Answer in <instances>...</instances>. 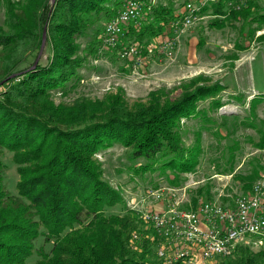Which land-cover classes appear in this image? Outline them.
Instances as JSON below:
<instances>
[{"label":"trees","instance_id":"16d2710c","mask_svg":"<svg viewBox=\"0 0 264 264\" xmlns=\"http://www.w3.org/2000/svg\"><path fill=\"white\" fill-rule=\"evenodd\" d=\"M4 1L6 16L0 25V264H31L29 258L41 235L53 247L32 264H163L157 257L156 231L142 229L136 211L105 215L106 207L125 200L104 179L102 163L95 156L122 144L129 148L131 159L146 161L141 170L192 172L200 148L184 144L181 121L200 116V102L210 100L211 107L220 108L224 85L200 83L197 77L176 99L161 88L149 93L147 103L133 107L120 93L106 100L79 97L72 103L56 102L55 92L64 94L81 80L80 69L88 55L100 50L104 28L84 48L78 39L100 16H115L125 0ZM227 1L218 0L204 9L215 15L210 27L243 19L250 27L256 25L255 33L264 29V8L257 0H247V7L231 11L226 9ZM179 9L172 1L155 4L145 22L125 28L126 38L116 50L128 40L145 47L168 33L180 16ZM45 29L51 57L43 65L35 59ZM25 63L29 66L21 70ZM258 144L264 148V134ZM4 151L12 153L17 164L16 196L7 190L1 172ZM252 187L245 185V190ZM235 254L220 264H264L263 249L241 246Z\"/></svg>","mask_w":264,"mask_h":264},{"label":"rangeland","instance_id":"374dc122","mask_svg":"<svg viewBox=\"0 0 264 264\" xmlns=\"http://www.w3.org/2000/svg\"><path fill=\"white\" fill-rule=\"evenodd\" d=\"M167 1L156 0V4ZM257 2L264 8V0ZM247 6L248 2L242 8ZM5 16L6 2L0 0V25ZM214 17L204 19L185 32L174 59H167L159 49L170 31L151 40L146 48L139 45L140 59H121L117 50H97L95 55H88L80 69L81 80L64 94L54 93L56 102L67 103L79 97L106 100L120 93L126 104L133 107L137 103H147L149 93L161 88L170 99H176L197 77H200V83L219 82L225 87L219 93L223 103L220 108L214 109L210 100H206L199 103L200 116L181 121L184 144L187 147L199 145L200 148L192 172L160 168L141 170L146 161L131 159L129 148L122 144H115L95 156L102 163L104 179L125 200L106 207V216L134 210L142 221V229L153 230L143 219L147 211L165 212L177 202L185 210L196 209L200 200L233 203L238 196L251 190L246 191L245 185L252 187L264 176V148L258 144L264 134V29L255 33L256 25L250 27L243 19L234 20L225 27L212 28L209 23ZM109 20L100 16L88 28L86 35L78 39L82 48L93 41L94 33L98 29L101 32ZM50 57L51 49L46 40L35 61L44 65ZM28 66L29 63H25L20 69ZM1 157L5 163L1 172L7 190L16 196L20 179L17 164L8 151ZM157 194L161 196L157 197ZM181 244L176 243V246ZM183 245L193 246L190 242ZM241 246L253 251L264 250V231L239 238L228 253L207 262L202 260L201 264H220L235 257ZM52 247L53 242L41 235L29 263H35Z\"/></svg>","mask_w":264,"mask_h":264},{"label":"built area","instance_id":"2783aa9c","mask_svg":"<svg viewBox=\"0 0 264 264\" xmlns=\"http://www.w3.org/2000/svg\"><path fill=\"white\" fill-rule=\"evenodd\" d=\"M169 1L179 6L180 16L172 22L170 34L164 36L159 49L167 59H174L185 32L213 16L204 9L218 0ZM246 2L229 0L226 9L240 10ZM155 4L156 0H125L100 34V51L116 50L126 38L125 28L132 23L140 25ZM138 46L134 42L126 43L117 50L119 58L140 59ZM160 196L157 194V197ZM200 202L196 209H181L177 202L165 212L152 210L143 214L145 222L152 225L159 237L157 257L163 264H201L202 260L207 262L217 255L228 253L239 238L264 231V176L233 203ZM187 242L193 245L192 248L183 245ZM176 243L182 244L176 246Z\"/></svg>","mask_w":264,"mask_h":264},{"label":"water","instance_id":"95a60500","mask_svg":"<svg viewBox=\"0 0 264 264\" xmlns=\"http://www.w3.org/2000/svg\"><path fill=\"white\" fill-rule=\"evenodd\" d=\"M53 1H55V0H53ZM47 35V30L45 29V31H44V39H43V45H42V48H43V46H44V44H45V41H46V36Z\"/></svg>","mask_w":264,"mask_h":264}]
</instances>
